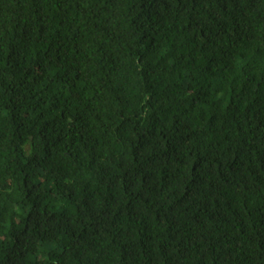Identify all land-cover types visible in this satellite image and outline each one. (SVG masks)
Masks as SVG:
<instances>
[{
	"label": "trees",
	"instance_id": "trees-1",
	"mask_svg": "<svg viewBox=\"0 0 264 264\" xmlns=\"http://www.w3.org/2000/svg\"><path fill=\"white\" fill-rule=\"evenodd\" d=\"M0 264H264V0H0Z\"/></svg>",
	"mask_w": 264,
	"mask_h": 264
}]
</instances>
